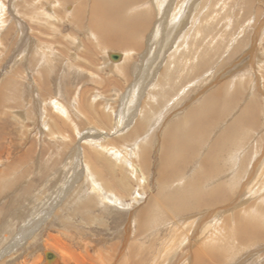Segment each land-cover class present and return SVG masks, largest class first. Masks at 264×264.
I'll return each instance as SVG.
<instances>
[{
	"label": "rangeland",
	"instance_id": "rangeland-1",
	"mask_svg": "<svg viewBox=\"0 0 264 264\" xmlns=\"http://www.w3.org/2000/svg\"><path fill=\"white\" fill-rule=\"evenodd\" d=\"M92 2L0 0V264H264V0Z\"/></svg>",
	"mask_w": 264,
	"mask_h": 264
},
{
	"label": "bare ground",
	"instance_id": "bare-ground-1",
	"mask_svg": "<svg viewBox=\"0 0 264 264\" xmlns=\"http://www.w3.org/2000/svg\"><path fill=\"white\" fill-rule=\"evenodd\" d=\"M90 1V0H87ZM104 2L98 1V0H93L92 5H91V10H90V14H89V21L87 26L89 28L87 29H92V30H97L100 31V29H107V27L110 26V28H114L116 29L121 27V24H125V12L128 9V6L130 5V3H134L136 2V4H139L138 1L136 0H103ZM133 1V2H132ZM27 4V3H26ZM90 4V3H89ZM88 4V5H89ZM132 5V4H131ZM135 5V4H134ZM142 7V6H141ZM86 10L84 4H80L77 6V8H75V10H73V12L71 13V17L69 18V21L71 22V25H78V18L80 17L82 13V10ZM88 9V8H87ZM1 10V9H0ZM145 10V9H144ZM133 12V11H132ZM142 15V14H139ZM145 15V14H144ZM83 16H85L83 14ZM135 18V17H134ZM139 18V16H138ZM143 18V17H142ZM72 19V20H71ZM145 19V18H143ZM81 20V19H80ZM132 20V19H131ZM68 21V22H69ZM142 21V20H141ZM127 22V21H126ZM133 22V21H132ZM87 23V22H86ZM85 23V26H86ZM140 22V24H133L132 27L130 25H126L124 26V31H122V33L120 32L121 30H116L119 32V34L116 36L120 41L124 40L125 38H123V36H129V32H131V35L136 34L137 31L141 32L142 30L140 29H144V27L146 28L147 26L145 25V23ZM81 24V23H80ZM79 24V25H80ZM84 25V24H83ZM109 30V29H107ZM106 30V31H107ZM111 30V29H110ZM92 32V31H91ZM112 33V32H110ZM105 35V34H104ZM137 36V35H136ZM139 36V35H138ZM135 37V36H134ZM115 39V38H114ZM133 39V38H132ZM106 42V41H105ZM123 42V41H122ZM138 43V42H137ZM120 48V47H119ZM119 57V56H118ZM115 55H111L109 58H111L112 61H116L117 58ZM122 61V60H121ZM119 65V64H118ZM76 66V65H75ZM120 67V66H119ZM119 71H121L122 69H124L123 67H120ZM75 68V67H74ZM164 82V81H163ZM33 84L35 85V81L33 82ZM37 85V84H36ZM50 103L53 105V107H55L54 109H58L59 105H56V103L53 101H50ZM58 106V108H57ZM186 123H193L194 124V128H187V124ZM185 122L182 123H178L179 126L174 127V135L175 136L176 133H178L177 135H179V137L181 139H179V141L181 142V144L187 149L189 148L193 142H197L200 143V139H203V106L201 105V107H199L196 110L191 111V113H189L187 120ZM173 131V130H172ZM176 132V133H175ZM206 135V134H205ZM228 136V135H227ZM230 136V135H229ZM175 138V137H174ZM178 138V137H177ZM223 138V137H221ZM240 138V137H239ZM225 139V138H224ZM230 139V138H229ZM236 139V138H235ZM185 140H188L187 143L184 142ZM177 141V140H176ZM235 142V141H234ZM176 144H178L176 142ZM174 145V144H173ZM172 145V146H173ZM193 146V145H192ZM176 147V146H175ZM184 148V149H185ZM196 148V147H195ZM217 148V146H216ZM218 149V148H217ZM189 149H187L188 151ZM191 152V150H189ZM185 154V153H184ZM208 154H211L210 152H208ZM178 160V159H177ZM179 161V160H178ZM178 163V162H177ZM209 166V165H208ZM207 168V167H206ZM211 168V167H210ZM189 186V185H187ZM186 186V187H187ZM185 187V188H186ZM190 187V186H189ZM192 187V186H191ZM188 188V187H187ZM230 188V187H229ZM196 189V188H195ZM188 190V189H187ZM186 190V191H187ZM185 191V192H186ZM190 191V190H189ZM215 191V190H213ZM219 191V189H218ZM197 192V191H196ZM195 192V193H196ZM190 193V192H189ZM187 195V194H186ZM202 197V196H201ZM219 197V195H218ZM194 198V195H193ZM211 198V197H210ZM184 199V198H183ZM186 199V198H185ZM189 199V198H188ZM207 199V198H206ZM209 199V198H208ZM214 199V197H213ZM191 200H193L191 198ZM214 201V200H213ZM223 201V200H220ZM216 202V201H215ZM200 203V202H199ZM202 203V202H201ZM212 205V204H211ZM202 207V206H201ZM199 206V210L201 208ZM205 207V206H204ZM187 208V207H186ZM195 209V208H194ZM203 210V209H202ZM248 215V214H247ZM263 216V215H262ZM245 219V218H244ZM252 222H244V224L242 223L241 225H238V228L235 227L234 229V233L232 234L233 238L239 237L241 235V238H243L246 234L249 233H253L256 229V223L257 221L253 220V218L251 219ZM256 222V223H255ZM260 222V221H259ZM240 226V227H239ZM241 228V229H240ZM261 228V227H260ZM231 232V231H230ZM253 235V234H252ZM212 249V248H211ZM136 250V248H135ZM137 253V252H136ZM64 258L65 260L67 259L66 254H64ZM56 257L54 256L52 260H54ZM101 259V258H100ZM46 261H49L45 258ZM51 261V260H50ZM68 261V260H67ZM66 261V262H67ZM196 261V260H195ZM55 263V262H54ZM63 264V263H62Z\"/></svg>",
	"mask_w": 264,
	"mask_h": 264
},
{
	"label": "water",
	"instance_id": "water-1",
	"mask_svg": "<svg viewBox=\"0 0 264 264\" xmlns=\"http://www.w3.org/2000/svg\"><path fill=\"white\" fill-rule=\"evenodd\" d=\"M115 58H116V56H115ZM53 257H54V255L53 254H51V253H49V252H47V253H45V258L47 259V260H52L53 259Z\"/></svg>",
	"mask_w": 264,
	"mask_h": 264
}]
</instances>
